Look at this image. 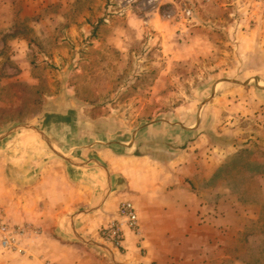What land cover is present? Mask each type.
Here are the masks:
<instances>
[{
    "label": "rangeland",
    "instance_id": "obj_1",
    "mask_svg": "<svg viewBox=\"0 0 264 264\" xmlns=\"http://www.w3.org/2000/svg\"><path fill=\"white\" fill-rule=\"evenodd\" d=\"M0 2V135L32 123L52 140L47 115L117 143L142 130L139 154L174 157L213 203L229 189L246 211L234 246L264 264V0Z\"/></svg>",
    "mask_w": 264,
    "mask_h": 264
},
{
    "label": "crops",
    "instance_id": "obj_2",
    "mask_svg": "<svg viewBox=\"0 0 264 264\" xmlns=\"http://www.w3.org/2000/svg\"><path fill=\"white\" fill-rule=\"evenodd\" d=\"M0 6L8 10L5 2ZM5 47L0 37V52ZM72 124L47 115L52 141L83 165L55 156L33 129L0 145V217L42 230L24 255L0 248V264H245L234 245L243 237L246 211L229 189L224 195L221 187V198L213 203L207 198L210 185L184 182L174 157L165 163L139 154L142 130L117 143L96 131L73 135ZM96 160L108 167L112 180L103 202L108 177ZM212 174L205 170L207 178ZM124 200L135 204L141 234L124 225V247L117 249L102 239L101 230L119 218ZM80 237L102 241L114 257Z\"/></svg>",
    "mask_w": 264,
    "mask_h": 264
},
{
    "label": "built area",
    "instance_id": "obj_3",
    "mask_svg": "<svg viewBox=\"0 0 264 264\" xmlns=\"http://www.w3.org/2000/svg\"><path fill=\"white\" fill-rule=\"evenodd\" d=\"M119 218L101 230V237L112 247H124V229L126 225L136 234H141V226L135 204L124 200L118 209ZM42 234L41 228L32 224H16L7 222L0 217V248L7 252L24 255L28 251L29 241L38 239Z\"/></svg>",
    "mask_w": 264,
    "mask_h": 264
},
{
    "label": "water",
    "instance_id": "obj_4",
    "mask_svg": "<svg viewBox=\"0 0 264 264\" xmlns=\"http://www.w3.org/2000/svg\"><path fill=\"white\" fill-rule=\"evenodd\" d=\"M21 129H33L38 135L42 136L46 140V142L49 144V146L52 148V150L55 153H57L58 155H60L61 157L65 158L66 160H68L69 162H71L73 164H76V165H83L84 164V163H77V162H75L74 160H72L68 156H65L61 151L57 150L55 148V145L53 144L54 142L49 138V136L43 130H41L40 128H38L37 126H35L32 123H21L19 125L14 126L10 130H8V131L4 132L3 134H1L0 135V140L4 139L8 135H10V134H12V133H14L16 131H19ZM96 161L101 166V168L105 171V173H106V175L108 177V185H107V188H106V191H105L103 200H102V202H103L106 199V197L108 196V194H109V191H110L111 186H112V180H111V175H110V172H109L108 168L103 163H101L100 161H98V160H96ZM98 207L99 206L96 205V206H93L91 208H88V209H85V210H81V211H79V213L89 212V211L95 210ZM80 238L83 239V240H85V241L91 242V243H93L95 245H98V246L104 248L106 251H108L111 254V256L114 257V255L112 253V249L108 245H106L104 243H101V242H97V241H92V240H89V239H85L83 237H80Z\"/></svg>",
    "mask_w": 264,
    "mask_h": 264
}]
</instances>
